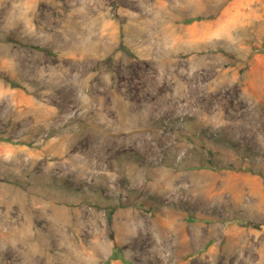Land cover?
Returning <instances> with one entry per match:
<instances>
[{"label": "rangeland", "instance_id": "374dc122", "mask_svg": "<svg viewBox=\"0 0 264 264\" xmlns=\"http://www.w3.org/2000/svg\"><path fill=\"white\" fill-rule=\"evenodd\" d=\"M0 264H264V0H0Z\"/></svg>", "mask_w": 264, "mask_h": 264}, {"label": "bare ground", "instance_id": "6f19581e", "mask_svg": "<svg viewBox=\"0 0 264 264\" xmlns=\"http://www.w3.org/2000/svg\"><path fill=\"white\" fill-rule=\"evenodd\" d=\"M30 261V260H29Z\"/></svg>", "mask_w": 264, "mask_h": 264}]
</instances>
